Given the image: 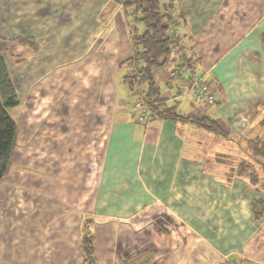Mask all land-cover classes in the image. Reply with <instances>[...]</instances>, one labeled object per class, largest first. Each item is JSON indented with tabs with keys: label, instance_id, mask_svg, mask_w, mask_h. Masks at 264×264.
<instances>
[{
	"label": "crops",
	"instance_id": "1",
	"mask_svg": "<svg viewBox=\"0 0 264 264\" xmlns=\"http://www.w3.org/2000/svg\"><path fill=\"white\" fill-rule=\"evenodd\" d=\"M123 1L0 0V53L18 98L0 264H81L87 220L95 264H264V215L251 212L264 180L257 191L209 162L236 155L235 143L189 121L138 122L141 95L121 78L134 51ZM161 1L183 14L180 42L215 100L169 67L167 80L155 73L159 105L264 137V0Z\"/></svg>",
	"mask_w": 264,
	"mask_h": 264
},
{
	"label": "trees",
	"instance_id": "2",
	"mask_svg": "<svg viewBox=\"0 0 264 264\" xmlns=\"http://www.w3.org/2000/svg\"><path fill=\"white\" fill-rule=\"evenodd\" d=\"M122 6L128 15L127 22L134 47L133 54L120 62V66L125 68L122 79L130 93L137 97L141 95L142 101L149 102V109L154 116L168 120L189 121L233 141L239 149L237 154L222 151L215 154L217 156L214 155L212 162L228 168L227 180L230 181L234 175L239 176L246 180L247 187L253 186L257 191L261 189L258 184L264 180L263 136L246 137L244 134L230 136L211 120L196 115L180 114L174 106L159 105V101L164 97L155 80L158 69L163 68L167 63L171 64L170 67L177 68V74L180 70L187 69L189 74L186 78L189 82L191 76L197 73L194 69V61L186 55L185 48L180 42L177 21L183 17V14L175 11L172 1L124 0ZM137 22L143 24L144 28L141 32L137 31ZM139 101L137 100L136 106ZM17 103V93L6 59L0 53V181L10 165L15 145L17 124L10 115L9 109ZM258 123L264 128V114ZM232 159L233 164L230 162ZM251 212L255 218L264 215L261 198L251 199ZM80 251L81 264H95L90 220L82 224Z\"/></svg>",
	"mask_w": 264,
	"mask_h": 264
},
{
	"label": "built area",
	"instance_id": "3",
	"mask_svg": "<svg viewBox=\"0 0 264 264\" xmlns=\"http://www.w3.org/2000/svg\"><path fill=\"white\" fill-rule=\"evenodd\" d=\"M177 68H173L170 71V75L177 73ZM190 86L193 88L195 96L198 99L203 100L205 104H212L215 100L214 91L209 81L202 77L200 73H195L191 76ZM149 102L139 101L138 102V122L141 124H146L152 118V112L149 109Z\"/></svg>",
	"mask_w": 264,
	"mask_h": 264
},
{
	"label": "rangeland",
	"instance_id": "4",
	"mask_svg": "<svg viewBox=\"0 0 264 264\" xmlns=\"http://www.w3.org/2000/svg\"><path fill=\"white\" fill-rule=\"evenodd\" d=\"M20 15L22 16V14L20 13ZM136 27H137V31L138 32H141L142 30H143V24L141 23V22H137L136 23ZM170 63H167L163 68H160V69H158V72H160V76H162V78L163 79H166L167 80V78H166V74H167V71H168V69H169V67H170ZM123 75H124V73L122 74V76H121V78L123 77ZM162 80H159V81H157V84H158V82H159V86H160V88L161 89H164L165 88V84L163 83L162 84V82H161ZM135 98L136 99V97H137V95H134V96H132V98ZM201 100V99H200ZM203 105V102L202 103H200V106H202ZM12 111H13V109H11L10 111H9V113H10V115L12 114ZM215 156H217V155H215ZM214 157V156H213ZM213 157H209V162L211 163V165H213V160H214V158ZM230 162H232V164H233V159H232V161H230ZM210 165V166H211ZM138 257H139V255H138ZM117 262H118V264L120 263V264H124V262H122V261H120V259H117ZM126 264V263H125ZM128 264H139L138 263V259H137V256L135 255V256H133V258H131L129 261H128Z\"/></svg>",
	"mask_w": 264,
	"mask_h": 264
}]
</instances>
